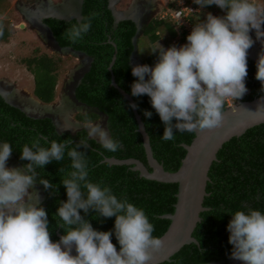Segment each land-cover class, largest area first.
<instances>
[{
    "label": "clouds",
    "instance_id": "1",
    "mask_svg": "<svg viewBox=\"0 0 264 264\" xmlns=\"http://www.w3.org/2000/svg\"><path fill=\"white\" fill-rule=\"evenodd\" d=\"M191 1L186 3L185 0H174L175 4L169 2V9H166L169 14L158 18L172 20L176 24L171 14L183 3L189 9V19L190 15L199 12V9L193 7V2L201 8L218 6L226 14L218 17L208 13L204 22L190 24L194 28L187 36V43L181 47L173 46L172 43L181 36L176 25L178 36L168 40L169 48L165 49L159 43L158 47L149 50L153 55L158 53L154 67L144 64L139 57L140 64L134 66L131 56L132 75L138 79L131 85V94L134 97H150L152 108L165 125L161 137L165 141L174 139V129L183 133L221 127L225 119L224 105L227 109L242 102L241 98L248 91L247 58L255 62L248 55V50L254 43L264 50L261 45V42L264 43V6L251 0ZM112 6L113 2L109 0L108 7L115 24L132 20V17L125 18L127 11H116ZM114 14L122 18L118 19ZM92 15L95 17L98 13ZM73 18L70 17V20ZM136 25L137 32L132 41L133 54L135 50L138 52V36H142L146 27L145 24L139 30V25ZM91 26V19L82 20L67 29L65 36L70 43L75 44L83 39ZM252 30H255L256 38L261 42L256 43L251 38ZM2 35L3 31H0ZM59 49L73 51L71 48ZM256 64L255 78L264 85V53L260 54ZM0 96L6 103L21 110L22 106L9 101L2 93ZM232 100L234 104L228 106L226 102ZM130 107L135 109L138 105L133 103ZM99 115L104 117L106 123V117ZM144 115L150 119L153 113L145 110ZM83 127L87 129L88 137L96 140L105 150L116 152L120 149V142L114 140L101 123L84 124ZM69 143L72 141L59 143L53 140L50 147H43L40 140L36 139L31 146L25 144L20 159L28 163L22 166L12 155V145L7 141L0 142V264H148L149 261L156 264L154 253L162 250L163 238L153 236L155 227L143 209L129 202L126 197L118 198L110 187L89 180L85 159L89 144L83 139L67 151L72 168L68 178L62 181L67 201L60 202L56 213L62 221L60 227L65 234L59 241H52L48 213L44 207L38 206L41 201L38 203L39 196L34 186L39 177L37 169H43L52 161H62ZM80 148L85 151H79ZM10 156L22 170L8 167ZM39 183L45 190L53 189L48 179L39 178ZM244 207L248 211H236L227 225L229 243L233 246L230 257L242 264H264V213L246 205ZM81 210L85 215H81ZM92 211L97 217H115L114 229H95L85 219ZM65 225L68 226L67 231ZM113 234L119 243V250L112 242ZM73 247L77 253L75 256L71 254Z\"/></svg>",
    "mask_w": 264,
    "mask_h": 264
},
{
    "label": "trees",
    "instance_id": "2",
    "mask_svg": "<svg viewBox=\"0 0 264 264\" xmlns=\"http://www.w3.org/2000/svg\"><path fill=\"white\" fill-rule=\"evenodd\" d=\"M191 3V0H185ZM109 0H83L81 6V20L70 21L56 18H45L42 23L50 30L58 48H71L75 52L91 58L88 69L82 75L79 84L74 89L75 100L98 112L77 113L74 120L84 124H91L99 120L102 114L106 117V126L110 136L120 142L121 147L116 152H109L101 147L94 139L88 137L85 129L75 134L64 132L59 134L49 117L32 118L19 108L6 103L0 96V142L7 141L12 145V155L24 166L28 161H21V151L25 144L31 146L34 140L39 139L41 146L50 147L55 140L63 143L66 140L69 148L65 151L64 159L60 162L52 161L43 169H37L39 177L37 185L44 194V200L38 205L45 208L49 218V231L52 241L58 240V235H64L60 227L62 221L56 216L60 202L67 201L66 188L62 181L68 178L72 171L71 160L67 151L75 147L80 140H87L89 148L85 159L88 164L89 180L108 186L118 198H127L129 202L144 210L149 221L154 225L153 236L162 237L167 231L170 220L167 215L175 212L178 184L162 183L140 177L134 171V165H109L105 158L118 160L135 159L143 163L147 170L146 153L143 138L138 131V123L129 102L121 95L118 89L130 95L138 105V115L149 137V143L154 159L163 166L166 172H176L186 155L184 146L191 144L195 137L194 132H183L174 129V139L165 141L161 137L165 125L155 109L152 108L150 97L142 95L134 97L131 94V85L138 79L132 75L131 56L134 51L133 39L137 32V25L132 20H123L115 24L112 11L108 7ZM193 7L198 13L190 15V24L196 25L204 19L200 11L224 10L218 6L201 8L195 2ZM93 13H98L93 17ZM91 19V30L82 40L75 44L65 36L67 29L82 20ZM176 24L171 21L160 20L155 17L146 24L142 35L149 44L154 45L161 40V31L168 40L178 36ZM0 42H7L10 30L0 21ZM185 32L181 31V35ZM168 42V41H167ZM165 43L166 48L168 43ZM261 42V41H260ZM264 46V43L261 42ZM151 49V48H150ZM37 55V54H36ZM33 55L23 60L28 72L32 75L34 85L31 86L35 99L43 104H52L55 100L56 70L60 57L52 58L47 54ZM114 62L111 65L112 59ZM144 64L155 66L158 53H150L144 58ZM248 75L246 78L247 93L241 98L242 102L252 101L264 95V85L256 77V63L248 59ZM112 79L117 87L112 85ZM153 113L149 119L144 111ZM225 110V105H224ZM175 119L173 123H175ZM85 151L84 148L78 149ZM63 169V171H60ZM209 181L206 184L207 196L204 197L203 207L192 237L196 240L183 246L168 262L160 264H212L227 262L231 256L233 246L229 243L230 233L227 225L232 214L238 210L248 211L244 205L260 210L264 213V123L248 129L244 134L233 137L218 151L208 172ZM39 178L48 179L53 184L52 190H45L39 183ZM81 215H85L81 210ZM93 227L99 231L113 230L115 217L102 218L92 211L85 216ZM68 226L65 225V231ZM112 242L119 249V243L113 234Z\"/></svg>",
    "mask_w": 264,
    "mask_h": 264
},
{
    "label": "rangeland",
    "instance_id": "3",
    "mask_svg": "<svg viewBox=\"0 0 264 264\" xmlns=\"http://www.w3.org/2000/svg\"><path fill=\"white\" fill-rule=\"evenodd\" d=\"M67 2L68 0H0V21L5 28L10 30L8 41L0 42V93L7 98L9 95L15 94L18 101L16 99L10 101L16 102L19 106L22 105L20 104V99H34L32 88H30L34 85L33 77L22 61L36 54V56L47 54L54 59L60 57L61 60L56 70L55 100L50 104L51 108H53L51 111L63 114V116L66 115V121L70 122V124L75 123L76 128L74 130L66 129L74 133L77 130H81L84 125L75 121L74 116L77 113H85L90 110L74 101V89L79 84L83 73L88 69L90 59L84 54L75 53L69 49L57 48L51 34L42 26V16L37 11L42 10L43 16H50L54 14L51 12V6L52 8H62ZM111 2H113L114 10L127 11L125 18L132 17L131 19L139 25V30L141 29L140 27H143L155 17H166L169 14L166 12V9H169V2L170 4H175L174 0H111ZM251 2L264 6V0H251ZM200 12L201 16L199 15V17L203 18H207L208 13L218 17L226 14V12L222 14L220 10ZM201 21L203 22V19ZM159 34L161 40L152 46L143 35L138 36L140 37L137 44L138 52L135 50L132 55L134 66L140 64L138 57L142 62L145 61L144 58L149 54L150 48L158 47L159 43L166 48L164 44L168 41V38L165 32L161 31ZM250 36L256 43L260 42L256 38L255 30H252ZM65 98L66 101L72 104L69 110H63L64 104H68V102H64ZM49 114L52 115L50 118L54 119V121L56 118L57 121L54 113L49 112ZM97 123H101L107 129L104 117H100L98 121L91 124ZM58 129L65 131L59 127ZM7 165L10 168L14 167L11 158L7 161ZM34 189L38 196L43 198L41 189L36 185ZM234 263L242 264L241 261L233 260L231 257L228 258L227 262L218 264Z\"/></svg>",
    "mask_w": 264,
    "mask_h": 264
},
{
    "label": "water",
    "instance_id": "4",
    "mask_svg": "<svg viewBox=\"0 0 264 264\" xmlns=\"http://www.w3.org/2000/svg\"><path fill=\"white\" fill-rule=\"evenodd\" d=\"M81 5L82 0H80V11ZM114 15L117 16V14ZM51 16L60 20H70V18L62 17L57 14H51ZM117 17L118 19L122 18L121 16ZM80 19L81 15L77 20ZM253 60L257 63L255 59ZM113 62L114 57L111 65ZM112 85L117 87L113 79ZM118 90L129 104L134 103L130 95L126 94L123 90ZM88 109L94 112L97 111L91 108ZM21 110L28 116L36 119L44 117L50 118V116H52L51 114L34 115L29 114L23 108H21ZM132 111L139 126L138 131L143 138L146 159L151 171L147 170L143 163L135 159L118 160L115 158H105L104 162L109 165H134L132 169L139 172L140 177L162 183L178 184L175 212L172 215L166 216V218L170 220V225L164 235L160 237L164 240V246L160 252L154 253L156 264H160L170 261L183 246L197 243L192 237V234L198 222H200V214L206 210V208L203 207V200L204 197L207 196L205 189L209 181L208 172L210 167L212 163L216 161L218 151L226 142L233 137L241 136L248 129L264 123V95L252 101L240 102L231 108L225 109V119L221 127L211 130L205 129L204 131L197 129L194 131L195 137L190 145L184 146L186 155L182 160L180 168L174 173L166 172L163 166L154 159L149 137L145 131L141 117L138 115L136 108H132ZM52 121L57 132L62 133L63 131L57 128L54 119H52ZM82 129L86 128L82 127ZM60 237L61 235H58L57 241L60 240ZM71 254L73 256L77 255L75 247H73ZM148 264H152V262L149 261Z\"/></svg>",
    "mask_w": 264,
    "mask_h": 264
},
{
    "label": "bare ground",
    "instance_id": "5",
    "mask_svg": "<svg viewBox=\"0 0 264 264\" xmlns=\"http://www.w3.org/2000/svg\"><path fill=\"white\" fill-rule=\"evenodd\" d=\"M79 5H80V0H68V2L62 6V8H60V7H58V8L53 7L52 8V6H51V10H52L51 12L54 14H57L59 16L66 17V18H70L73 16L78 17L79 16V12H78ZM251 48L248 50V55L253 57L255 60L258 61L260 54L264 53V50L262 51V49H260L257 46V44L256 45L253 44V46ZM8 98H9V101L13 100L15 98V95H9ZM32 100L31 99H28V100L27 99H20V104H22L21 106L29 114L32 113V114H36V115L37 114H41V115L44 114L45 115V113L47 114V112L48 113L51 112V113H54L57 117V121L55 118V123H56L57 128H58V126L60 129H72V130H74L76 128V124H70V122L66 121V115L63 116V114H57V112L51 111V109H53V108H51V105H43L41 102H38L36 100L32 101ZM64 102H68V101H66V98L64 99ZM64 105L65 106L63 107V110H69L70 109L69 108V102H68V104L66 103ZM12 160H14V159H12ZM234 264H239V263H234Z\"/></svg>",
    "mask_w": 264,
    "mask_h": 264
},
{
    "label": "built area",
    "instance_id": "6",
    "mask_svg": "<svg viewBox=\"0 0 264 264\" xmlns=\"http://www.w3.org/2000/svg\"><path fill=\"white\" fill-rule=\"evenodd\" d=\"M189 9L180 3V6L171 14L172 19L176 22L177 28L185 32L184 35H181L180 38L175 39L172 43L173 46L181 47L187 43V36L191 33L194 27L190 25L188 21ZM228 106H232L234 101L226 102Z\"/></svg>",
    "mask_w": 264,
    "mask_h": 264
},
{
    "label": "flooded vegetation",
    "instance_id": "7",
    "mask_svg": "<svg viewBox=\"0 0 264 264\" xmlns=\"http://www.w3.org/2000/svg\"><path fill=\"white\" fill-rule=\"evenodd\" d=\"M38 11V14L39 15H41L42 16V18H41V24H42V26L51 34V32H50V30L42 23V20L43 19H45V18H54V17H52L51 15L50 16H43V12H42V10H37ZM74 17V16H73ZM73 19H76L77 20V18L76 17H74ZM78 21V20H77ZM52 35V34H51ZM8 99V98H7ZM9 100V99H8ZM34 100V99H33ZM32 100V101H33ZM37 101V100H36ZM74 101H75V98H74ZM76 102V101H75ZM78 103V102H77ZM40 104V103H39ZM41 105V104H40ZM71 103H69V107H71ZM73 106H74V104H73ZM23 108V107H22ZM24 109V108H23ZM49 114V113H48ZM37 115H41V114H37ZM75 124V123H74ZM78 125V124H77ZM59 127V126H58ZM63 130H66V129H63ZM1 145V144H0ZM10 158L11 159H14L12 156H10ZM13 161V166L14 167H16V168H20L21 169V167L16 163V161L15 160H12ZM37 187H39L37 184H35ZM40 188V187H39ZM41 189V188H40ZM41 192H42V190H41ZM42 195H43V198H40L39 197V200H38V202L41 200V202L44 200V194H43V192H42Z\"/></svg>",
    "mask_w": 264,
    "mask_h": 264
}]
</instances>
